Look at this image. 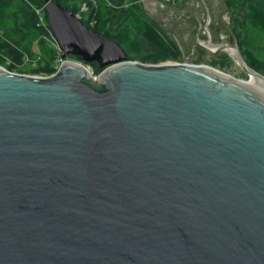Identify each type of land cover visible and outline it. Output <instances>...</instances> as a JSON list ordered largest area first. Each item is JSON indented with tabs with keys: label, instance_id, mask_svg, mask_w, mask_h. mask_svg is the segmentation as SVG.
I'll list each match as a JSON object with an SVG mask.
<instances>
[{
	"label": "water",
	"instance_id": "95a60500",
	"mask_svg": "<svg viewBox=\"0 0 264 264\" xmlns=\"http://www.w3.org/2000/svg\"><path fill=\"white\" fill-rule=\"evenodd\" d=\"M138 1L173 33L194 20ZM42 10L61 58L99 73L0 67V264H264V75L232 33L215 43L206 23L190 60L227 54L247 80L190 47L130 60L57 1Z\"/></svg>",
	"mask_w": 264,
	"mask_h": 264
},
{
	"label": "trees",
	"instance_id": "16d2710c",
	"mask_svg": "<svg viewBox=\"0 0 264 264\" xmlns=\"http://www.w3.org/2000/svg\"><path fill=\"white\" fill-rule=\"evenodd\" d=\"M46 0H0V65L9 71L25 72V60H37L35 74H52L56 51L44 38L48 26L39 21L37 10ZM81 15L90 29L112 39L129 56L143 64L180 61L181 53L137 0H55ZM232 17V33L248 66L264 75V0H224ZM87 7L81 12V7ZM45 18V16H44ZM46 22V19H45ZM36 44L38 51L33 50ZM72 57V56H71ZM225 64L231 58L223 56ZM74 60L77 58L74 57ZM216 64V63H214ZM222 64V67L229 65ZM98 72L96 63L88 64Z\"/></svg>",
	"mask_w": 264,
	"mask_h": 264
},
{
	"label": "flooded vegetation",
	"instance_id": "af4514ba",
	"mask_svg": "<svg viewBox=\"0 0 264 264\" xmlns=\"http://www.w3.org/2000/svg\"><path fill=\"white\" fill-rule=\"evenodd\" d=\"M159 1V0H158ZM185 4L181 5L180 8L181 12L191 13L192 19L190 22L185 24V22L176 23L175 30L177 32L173 33L169 31V24L165 22H160L158 25L160 26L161 30L171 39L173 40L176 45L178 46L177 41L183 48L182 52L180 51L182 57H186L184 51L190 47V56L187 58L190 60L193 56L197 53L198 50H204L197 44V41L204 43L206 41V31L204 29L205 24L208 23V29L212 34V41L213 42H220L221 38H225L226 34L228 36V41L230 42V37L232 31V20L228 18L229 14H220L223 9H228L224 0H182ZM210 1V2H209ZM179 6H167V12H169L170 16L181 15L185 16L184 14H180L178 11ZM166 12V13H167ZM168 14V13H167ZM210 15V19H207V15ZM228 15V16H227ZM172 16V17H173ZM180 21L181 18H178ZM222 27V29L220 28ZM200 29V30H199ZM225 29H229L228 32ZM179 48V46H178ZM180 50V48H179ZM205 51V50H204ZM206 52V51H205ZM207 53V52H206ZM181 57V58H182ZM183 59V58H182ZM192 62V60H190Z\"/></svg>",
	"mask_w": 264,
	"mask_h": 264
},
{
	"label": "rangeland",
	"instance_id": "374dc122",
	"mask_svg": "<svg viewBox=\"0 0 264 264\" xmlns=\"http://www.w3.org/2000/svg\"><path fill=\"white\" fill-rule=\"evenodd\" d=\"M181 1V2H180ZM180 3H184L182 0H179V2L177 3V4H180ZM168 4H172V3H168ZM139 5V4H138ZM232 35H233V33H232ZM234 38V37H233ZM235 41V40H234ZM48 43V45L49 46H51L50 45V43L49 42H47ZM236 43V42H235ZM52 47V46H51ZM53 48V47H52ZM33 50L35 51V52H37L38 51V48L36 47V44H34L33 45ZM181 57H182V55H181ZM183 58V57H182ZM181 58V59H182ZM231 58V57H230ZM62 59V58H61ZM66 60H71V61H73L74 60V57H71V56H69V57H67L66 59H62V61L64 62V61H66ZM180 61H182V60H180ZM178 61H165V62H163V63H160V64H176ZM60 63V62H59ZM193 64H197V65H200V64H202V65H206V66H210V67H213V68H215V69H217V70H219V71H221V72H223V73H225V74H227V75H229V76H232V77H234V78H237V79H240V80H247V76L240 70V68L235 64V62L233 61V59L231 58V60H230V63H227V65H229L228 67H222V64H225V61L223 60L220 64H218V63H216V64H214L215 62L213 61V57H212V55L210 54V55H208V56H206V57H204V58H202L201 59V61L200 62H197V63H195V62H192ZM85 64V63H84ZM27 66L26 67H24L23 68V71H25V72H20L21 74H25V75H29V76H35V75H37L38 77H45V76H49L48 74H35V73H32V72H30L31 71V66L29 65V64H26ZM226 65V64H225ZM226 65V66H227ZM56 64H53V69L54 68H56ZM85 67H87L88 69H89V71H90V73H91V75H92V77L93 78H95L96 77V75L99 73V71L98 72H94V70L91 68V66H89L88 64H85ZM55 71V70H54ZM54 71H53V73H54Z\"/></svg>",
	"mask_w": 264,
	"mask_h": 264
},
{
	"label": "built area",
	"instance_id": "2783aa9c",
	"mask_svg": "<svg viewBox=\"0 0 264 264\" xmlns=\"http://www.w3.org/2000/svg\"><path fill=\"white\" fill-rule=\"evenodd\" d=\"M162 1L166 2L167 4H168V3L177 4V3L179 2V0H162ZM138 2H139V1H137V3H138ZM86 11H87V7H86L85 5H83V6L81 7V12H86ZM36 12H37V14H38V16H39V21H40L44 26H48V25H47V22H45V18H44L43 10H42V9H41V10H37ZM76 17L80 19V18H81L80 13H79V14H76ZM48 28H49V27H48ZM44 38L47 40V42L50 43V45L53 47V49H54V50L56 51V53H57V59H56L55 62H54V64H56L57 66H56V68H54V70H55L54 73L49 74V76H52V75H54V74L58 71L59 67H60L61 64L63 63V61H62V59H61V56H60L61 51H60V49H59V46H58V44H57V42H56L54 36L52 35L50 29H49V35L46 36V37H44ZM73 61H74V62H77V63H79V64H82V65L85 66L84 63L79 62L78 60H73ZM59 62H60V63H59ZM25 63L29 64L32 68H35V67H36V63H37V60H28V59H26V60H25ZM179 63H181V61H178L176 64H179ZM0 67L6 69L4 66H1V65H0ZM87 69H88V68H87ZM6 70H7V69H6ZM88 70H89V69H88ZM8 71H9V70H8ZM9 72L17 73V74H21V73L16 72V71H9ZM35 76H37V75H35ZM49 76H45V77H49Z\"/></svg>",
	"mask_w": 264,
	"mask_h": 264
},
{
	"label": "crops",
	"instance_id": "0c3cea01",
	"mask_svg": "<svg viewBox=\"0 0 264 264\" xmlns=\"http://www.w3.org/2000/svg\"><path fill=\"white\" fill-rule=\"evenodd\" d=\"M138 1V0H137ZM187 1V0H186ZM181 2V1H180ZM230 13V12H229ZM231 16V15H230ZM148 17V16H147ZM149 18V17H148ZM149 19H151V18H149ZM151 20H153L155 23H156V25L158 26V27H160L159 25H158V23H157V21H155L154 19H151ZM231 20H232V17H231Z\"/></svg>",
	"mask_w": 264,
	"mask_h": 264
}]
</instances>
